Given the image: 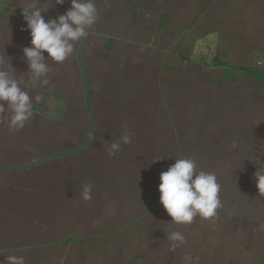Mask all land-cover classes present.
<instances>
[{
	"label": "crops",
	"instance_id": "obj_1",
	"mask_svg": "<svg viewBox=\"0 0 264 264\" xmlns=\"http://www.w3.org/2000/svg\"><path fill=\"white\" fill-rule=\"evenodd\" d=\"M34 2L0 0V60L33 105L21 129L0 117V264H264V0H95L47 85L22 53ZM177 158L216 174L214 217L169 222L157 186Z\"/></svg>",
	"mask_w": 264,
	"mask_h": 264
},
{
	"label": "clouds",
	"instance_id": "obj_2",
	"mask_svg": "<svg viewBox=\"0 0 264 264\" xmlns=\"http://www.w3.org/2000/svg\"><path fill=\"white\" fill-rule=\"evenodd\" d=\"M37 2L30 4L23 14L26 23L21 30L29 33L30 43L22 48V53L33 85L37 82L47 85L49 66L46 61L49 58L56 63L65 61L73 53L75 43L88 35L99 10L95 0H71L64 13L45 19L42 13L63 5L65 0H51L50 6L44 10L37 6ZM21 84L22 81L0 60V117L6 118L13 130L23 128L33 113L32 99ZM121 142L129 143V135H122ZM119 150V142L110 145V154L114 155ZM253 175L259 195H264V162L260 161ZM91 189V184L83 187L84 199L90 198ZM157 191L160 205L171 218L169 222L177 225L190 224L197 216L214 217L221 206L216 174L197 171L194 158L175 159L167 170L159 174ZM167 240L173 249L185 243V237L179 231L168 233ZM5 259L7 264H25L23 256L9 255Z\"/></svg>",
	"mask_w": 264,
	"mask_h": 264
},
{
	"label": "built area",
	"instance_id": "obj_3",
	"mask_svg": "<svg viewBox=\"0 0 264 264\" xmlns=\"http://www.w3.org/2000/svg\"><path fill=\"white\" fill-rule=\"evenodd\" d=\"M23 26H25V25H23ZM23 26H22V27H23Z\"/></svg>",
	"mask_w": 264,
	"mask_h": 264
}]
</instances>
